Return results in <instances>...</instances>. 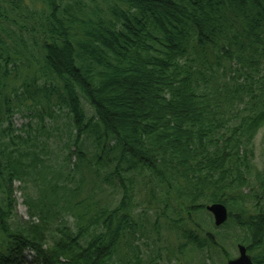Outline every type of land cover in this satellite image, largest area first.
<instances>
[{
  "label": "trees",
  "instance_id": "1",
  "mask_svg": "<svg viewBox=\"0 0 264 264\" xmlns=\"http://www.w3.org/2000/svg\"><path fill=\"white\" fill-rule=\"evenodd\" d=\"M263 126L264 0H0V264H264Z\"/></svg>",
  "mask_w": 264,
  "mask_h": 264
},
{
  "label": "rangeland",
  "instance_id": "2",
  "mask_svg": "<svg viewBox=\"0 0 264 264\" xmlns=\"http://www.w3.org/2000/svg\"><path fill=\"white\" fill-rule=\"evenodd\" d=\"M66 118L64 116H61L59 117V119H57V123L59 125V127H61L65 122ZM25 119H22L20 116L16 115L13 119V125L16 129H19L20 126L23 124V122L25 123ZM67 123V122H66ZM54 132V131H53ZM61 133V135H64V131L62 132V129L60 131H58ZM54 135H57L55 132H54ZM57 137V136H56ZM52 144L50 145L51 148L50 151H54V147H55V142L54 141H51ZM255 151H256V156H257V160H258V164L259 166H261L260 162H261V159H262V156H263V151H264V126L259 130V133L257 134L256 136V140H255ZM51 155H53L51 153ZM50 155V156H51ZM53 157L51 158V160L49 161V164L50 166L52 167V169H50L47 174H50L51 175H56V174H60V172L62 171L61 168H63L64 166L60 165L59 164V159H58V163L57 165L55 164L56 162L52 161ZM48 176V175H47ZM58 175L54 176V177H57ZM63 176V175H62ZM49 177V176H48ZM51 177H49L50 179ZM18 183H15V187H17ZM88 187H91V184H88ZM15 197H16V201H17V215L19 217H22L23 219H26V208L24 207V205L22 204V196L21 195V192L16 190L15 191ZM211 221H212V218H210ZM70 223V222H69ZM238 244H235V246L230 250V248H228V252L231 254V258H236L237 257V249H236V246ZM24 264H28V263H24Z\"/></svg>",
  "mask_w": 264,
  "mask_h": 264
},
{
  "label": "water",
  "instance_id": "3",
  "mask_svg": "<svg viewBox=\"0 0 264 264\" xmlns=\"http://www.w3.org/2000/svg\"><path fill=\"white\" fill-rule=\"evenodd\" d=\"M205 210L211 216L214 227H221L227 221L228 213L223 205L211 204ZM237 254L236 258L229 259L226 264H253L244 246H237Z\"/></svg>",
  "mask_w": 264,
  "mask_h": 264
}]
</instances>
